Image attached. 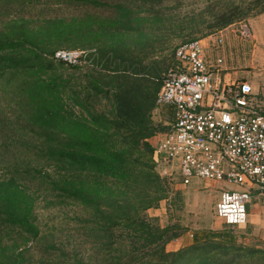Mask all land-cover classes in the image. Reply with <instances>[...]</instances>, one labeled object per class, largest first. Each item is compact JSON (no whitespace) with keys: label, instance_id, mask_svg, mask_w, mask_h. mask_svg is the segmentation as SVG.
<instances>
[{"label":"trees","instance_id":"1","mask_svg":"<svg viewBox=\"0 0 264 264\" xmlns=\"http://www.w3.org/2000/svg\"><path fill=\"white\" fill-rule=\"evenodd\" d=\"M168 2L0 0V162L6 161L0 175V229L37 237L33 202L40 188L87 212L97 255L104 252L102 264H121L123 258V264H264V250L238 244L227 230L195 233L189 246L168 253L166 243L182 234L143 216L163 198V179L148 142L159 134L151 113L161 68L151 65L147 72L141 63L105 50L118 68L86 74L81 92L55 79L54 70L63 65L51 59L57 42L68 39L71 47L88 49L101 38L113 47L122 33L138 30L142 14ZM58 6L76 14L49 16L48 10ZM19 8L33 11L34 18L20 16ZM263 11L264 0H250L238 15L216 12L222 19L210 27ZM90 95L110 98L108 116L88 110ZM2 245L0 236V264H24L17 245Z\"/></svg>","mask_w":264,"mask_h":264},{"label":"rangeland","instance_id":"2","mask_svg":"<svg viewBox=\"0 0 264 264\" xmlns=\"http://www.w3.org/2000/svg\"><path fill=\"white\" fill-rule=\"evenodd\" d=\"M103 1L116 2V0ZM249 2L250 0H170L162 8L155 9L153 14H142L140 17L145 18L139 22L138 30L128 34L122 33L118 38V45L107 46L109 40L99 38L87 48L96 50L103 68L109 72L114 68L117 69L118 63L111 54L104 55L105 50L141 63L142 66H146L147 72H151L152 66L157 65L161 68L157 77L160 82L159 77L171 66L172 53L179 44L191 39L205 40L207 60L212 63L215 58H220L222 61L221 79L227 83L245 80L251 85L255 97L263 100L264 11L239 19L225 27H210L217 25L222 19L221 16L215 17L216 12L225 16L238 15ZM19 9L22 10L20 16L34 18L33 11ZM48 11L49 16L63 18L76 14L74 10L64 6L53 7ZM94 11L97 14H106L100 10ZM2 19L4 18H0V21ZM218 37L222 39V43L220 45L214 43V46H211L210 44ZM71 44L72 42L66 39L57 42L54 46L56 50L79 49L71 47ZM95 71L91 68H70L62 65V68L54 70V74L58 83L68 82L71 90L77 94L79 90L81 92L86 74L95 76L96 72L103 73V71ZM88 102L90 112L109 115L110 98L90 95ZM71 110L78 115L81 113L77 106H71ZM151 121L159 132L156 136L160 137L166 133L170 123L167 109H154L151 113ZM152 143L151 140L150 144ZM5 166L6 161L0 162V175L5 172ZM199 182L204 181L193 179L187 187H183L175 182L166 183L163 180V198L142 213L151 224L160 228L171 227L172 230L174 228L176 232L186 235L182 244L175 239L166 243L165 251L173 253L189 246L192 238L187 234L218 230L231 232L238 244L250 247L245 241V232L242 228L226 227L214 215V206L221 191L227 189L242 191L245 188L214 181H206L211 185L203 187L197 185ZM34 198L33 220L38 228L37 237L30 238L14 229L3 231L4 227H1L2 246L7 249L12 244L17 245V251H22L24 264H102L100 255L103 258L104 252H99L97 255L98 243L88 231L91 225L86 211L75 203L59 202L53 194H45L40 188ZM183 244L185 245L182 246ZM125 261L126 258H123L121 264ZM257 263L261 264L260 261Z\"/></svg>","mask_w":264,"mask_h":264},{"label":"built area","instance_id":"3","mask_svg":"<svg viewBox=\"0 0 264 264\" xmlns=\"http://www.w3.org/2000/svg\"><path fill=\"white\" fill-rule=\"evenodd\" d=\"M51 59L109 72L95 49L56 50ZM221 63L207 60L201 39L175 48L154 101L155 109H171L172 121L166 133L154 137L152 161L166 183L187 187L197 179L244 187L221 191L214 206L222 224L239 228L251 201L264 205V101L246 81L224 82Z\"/></svg>","mask_w":264,"mask_h":264},{"label":"crops","instance_id":"4","mask_svg":"<svg viewBox=\"0 0 264 264\" xmlns=\"http://www.w3.org/2000/svg\"><path fill=\"white\" fill-rule=\"evenodd\" d=\"M209 39V38H208ZM205 40H202L203 44ZM211 46L213 45L210 44ZM207 48V44H205V51ZM245 81V80H244ZM264 101V99H263ZM166 108L170 117V122L172 121V111L170 108ZM155 136L150 138L148 140L149 144L151 143V140L153 141L151 145L155 142ZM197 185H202L203 187H207L210 184V182H199ZM236 228V227H232ZM244 230L245 235V241L249 243L250 247H254L256 249L264 250V205H261L259 200L254 199L247 207V220L244 226L239 227ZM184 239H186V235H181L179 238H176L175 241L179 242V244L184 242ZM178 244V245H179ZM183 244L182 246H184ZM181 246V247H182Z\"/></svg>","mask_w":264,"mask_h":264}]
</instances>
